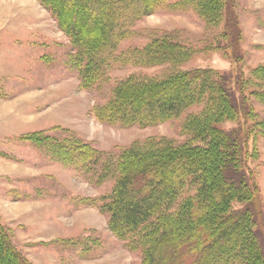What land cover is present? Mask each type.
I'll return each instance as SVG.
<instances>
[{"label":"rangeland","instance_id":"374dc122","mask_svg":"<svg viewBox=\"0 0 264 264\" xmlns=\"http://www.w3.org/2000/svg\"><path fill=\"white\" fill-rule=\"evenodd\" d=\"M182 1L169 0L166 8L135 21L118 53L165 38L192 52L187 63L114 66L106 82L89 91L74 66L75 48L50 12L38 0H0V221L30 264H142L141 251L130 250L111 232L109 215L101 211V199L114 185L111 179L99 181L102 164L85 173L67 153L79 149L70 144L86 145L107 164L136 144L179 147L192 141L184 124L203 106L149 127L103 123L94 112L122 80L161 78L173 70L209 69L249 84L243 92L255 123L247 121L253 133L248 165L260 190L263 228L264 78L253 72L264 67V0H230L226 9L234 19L224 10L216 24L200 17L192 2L174 7ZM244 119L218 127L239 130Z\"/></svg>","mask_w":264,"mask_h":264},{"label":"trees","instance_id":"16d2710c","mask_svg":"<svg viewBox=\"0 0 264 264\" xmlns=\"http://www.w3.org/2000/svg\"><path fill=\"white\" fill-rule=\"evenodd\" d=\"M229 1L184 0L174 7L182 9L192 2L200 17L216 24ZM38 2L75 48L74 66L83 89L90 91L106 82L114 66L177 67L192 56L165 38L118 53L132 24L166 8L169 0ZM227 17L234 19L233 12L227 11ZM233 43L237 55L238 38ZM170 72L161 78L122 80L94 112L103 123L149 127L203 106L184 124L192 141L179 147L162 141L136 144L107 164L99 151L70 144L79 149L70 148L69 159L85 173L102 164L99 181L111 179L114 185L102 197L101 211L109 215L110 231L130 250L141 251L142 264H264L260 190L248 165L252 154L247 141L253 133L247 121L255 123L243 92L249 84L209 69ZM253 75L264 78V67ZM241 117L246 121L239 130L218 127ZM2 261L30 264L0 221Z\"/></svg>","mask_w":264,"mask_h":264},{"label":"bare ground","instance_id":"6f19581e","mask_svg":"<svg viewBox=\"0 0 264 264\" xmlns=\"http://www.w3.org/2000/svg\"><path fill=\"white\" fill-rule=\"evenodd\" d=\"M30 2L32 3V0H30Z\"/></svg>","mask_w":264,"mask_h":264},{"label":"crops","instance_id":"0c3cea01","mask_svg":"<svg viewBox=\"0 0 264 264\" xmlns=\"http://www.w3.org/2000/svg\"><path fill=\"white\" fill-rule=\"evenodd\" d=\"M2 30H4V28Z\"/></svg>","mask_w":264,"mask_h":264}]
</instances>
